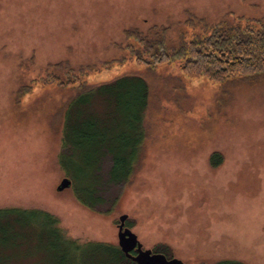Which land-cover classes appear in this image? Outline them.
<instances>
[{
	"label": "rangeland",
	"instance_id": "obj_1",
	"mask_svg": "<svg viewBox=\"0 0 264 264\" xmlns=\"http://www.w3.org/2000/svg\"><path fill=\"white\" fill-rule=\"evenodd\" d=\"M222 20L264 30V0H0V208L45 210L77 243L118 247L126 214L142 244L164 246L169 258L264 264V72L190 78L180 61L137 62L125 38L128 30L166 27L169 46H177L203 31V22ZM66 66L88 86L135 74L151 90L143 107L134 95L139 85L126 87L118 114L94 100L97 121L113 110L108 132L121 139L115 144L107 134L105 144H126L135 160L120 197L111 204L114 189L105 194L107 214L77 199L75 181L58 190L64 177L73 179L66 167L90 175L91 145L79 136L85 149L62 146L65 109L78 88L45 81L49 73L72 76ZM24 85L31 91L18 97ZM105 130L94 127L96 143ZM110 164L104 160V171Z\"/></svg>",
	"mask_w": 264,
	"mask_h": 264
},
{
	"label": "trees",
	"instance_id": "obj_2",
	"mask_svg": "<svg viewBox=\"0 0 264 264\" xmlns=\"http://www.w3.org/2000/svg\"><path fill=\"white\" fill-rule=\"evenodd\" d=\"M202 26L203 31L192 38H184L177 46H169L166 27H158L154 34L128 30L125 38L128 39L127 46L133 52L132 58L137 62L155 68L165 63L180 61L183 73L190 78L206 77L214 81H225L264 72V30L235 27L228 25L225 20L211 24L203 22ZM61 65L63 64L59 63L58 66ZM65 69L72 72L69 79L57 73H49L45 80L61 86L74 84L78 88V93L65 109L63 149L77 150L78 145L83 148L79 136L85 139L84 143L91 145L86 153L89 162L86 167L90 175L75 173L70 166L66 167L67 173L74 179H71L72 184L75 181L76 186L78 185L75 191L77 199L84 206L107 214L111 209L104 207L107 202L105 194L110 188L114 189L113 204L120 197L119 192L129 181L135 165L133 156L127 153L129 150L126 144L117 143V150L105 144L108 141L105 138L107 134L114 136L113 143L121 140L118 134L108 132L112 121L109 115L113 110L116 114L123 110L126 101L125 88L132 86L131 84L139 85L140 89L134 95L135 100L141 102L143 107L149 105L151 90L148 81L141 75L124 74L110 82L88 86L82 83V74L75 75L80 72L76 73L68 66ZM71 77L73 79H70ZM30 91L31 88L24 85L18 89L17 96L22 97ZM95 99H100L114 108L105 112L107 116L101 121H97ZM95 126L107 129L103 133L100 132L101 140L97 143L95 136L91 134L94 133ZM131 147L134 148L131 151H136L137 145ZM115 151H119V154H115ZM88 157H91V160ZM105 159L111 161L106 171L103 168ZM221 161L220 153L211 157L213 165ZM88 169L82 167L81 171ZM103 173L107 176L104 182L101 178ZM59 223L58 218L45 210L0 208V264H136L118 246L103 242L84 245L77 243L66 236ZM156 251L168 256L164 246H158ZM219 264L245 263L229 260Z\"/></svg>",
	"mask_w": 264,
	"mask_h": 264
},
{
	"label": "water",
	"instance_id": "obj_3",
	"mask_svg": "<svg viewBox=\"0 0 264 264\" xmlns=\"http://www.w3.org/2000/svg\"><path fill=\"white\" fill-rule=\"evenodd\" d=\"M72 180L65 177L58 190H63L71 186ZM127 215H122L119 226V245L121 250L137 264H186L182 259L177 257L168 259L166 255L161 253L152 254L151 249H143V244L139 240L138 235L130 228H124ZM137 248V255L133 256L131 251Z\"/></svg>",
	"mask_w": 264,
	"mask_h": 264
},
{
	"label": "flooded vegetation",
	"instance_id": "obj_4",
	"mask_svg": "<svg viewBox=\"0 0 264 264\" xmlns=\"http://www.w3.org/2000/svg\"><path fill=\"white\" fill-rule=\"evenodd\" d=\"M119 225V224H118ZM124 228H130V227H128V224H127V220L125 221V224H124ZM131 229V228H130ZM132 230V229H131ZM143 249L145 250V249H147V247H145L144 245H143ZM151 250H152V254H156V253H161V252H157V251H154V249H152L151 248ZM137 248H135L134 250H132L131 251V254L133 255V256H135V255H137ZM164 254V253H163ZM166 255V254H165ZM167 256V255H166ZM168 258H169V256H167ZM131 259V258H130ZM170 259H171V257H170ZM131 260H133V259H131ZM134 261V260H133ZM135 262V261H134ZM136 263V262H135ZM137 264V263H136Z\"/></svg>",
	"mask_w": 264,
	"mask_h": 264
}]
</instances>
